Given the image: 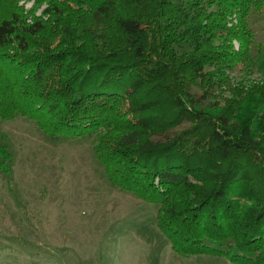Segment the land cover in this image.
I'll list each match as a JSON object with an SVG mask.
<instances>
[{
    "label": "trees",
    "instance_id": "obj_1",
    "mask_svg": "<svg viewBox=\"0 0 264 264\" xmlns=\"http://www.w3.org/2000/svg\"><path fill=\"white\" fill-rule=\"evenodd\" d=\"M18 1L0 0V118L34 120L55 141L96 135L95 154L107 181L158 206L156 225L177 255L264 264V80L236 99L241 87L224 77L229 97L209 109L188 88L207 75L205 67L242 63L237 54L201 52L178 68L167 54L174 35L194 45L191 52L203 51L204 39L219 31L240 40L227 17H238L243 26L257 0H46L52 10L42 18L24 15ZM68 1L87 8L91 21L60 30L68 49L57 55L61 84L51 91L43 81L54 54L45 55L39 38L50 25L43 18L63 22ZM213 7L211 22L195 23ZM260 60L264 65V56ZM209 84L210 91L219 81ZM170 105L175 109L166 110ZM183 124L187 128L178 130ZM12 163L7 134L0 132V174L7 180ZM252 175L262 182L261 207L238 212L227 190H241ZM244 216L251 225L241 233Z\"/></svg>",
    "mask_w": 264,
    "mask_h": 264
},
{
    "label": "rangeland",
    "instance_id": "obj_2",
    "mask_svg": "<svg viewBox=\"0 0 264 264\" xmlns=\"http://www.w3.org/2000/svg\"><path fill=\"white\" fill-rule=\"evenodd\" d=\"M52 3L56 5L58 1ZM17 5L29 18L32 12L42 18L48 7L52 10L46 0H20ZM62 9L66 12L63 22H52L49 15L43 18L50 25L43 38H39L40 44L47 45L45 55L54 54L52 68L43 81L51 91L61 84V76L56 72L60 64L57 55L68 49L65 44L68 38L59 35L60 30L72 23L74 27H89L91 21L87 8L68 1ZM211 11L215 8L195 23L211 22L213 17H208ZM244 18L243 26H239L236 16L226 20L227 27L237 25L240 40L226 36L225 30L219 31L221 35L215 32L204 39L203 51L191 52L194 45L175 35L169 39V64L176 68L190 55L197 57L201 52L213 58L216 52H228L230 56L232 52L242 61L236 62L234 68L225 63L205 67L202 73L207 75L200 76L199 84L194 82L188 88L189 96L209 109L218 99L229 97L227 81L231 87H241L234 92L237 99L245 88L251 91L254 84L264 80L261 69L264 65L260 64L264 56V0L249 6ZM85 51L95 58L93 52ZM151 58L155 60L154 56ZM215 67L222 68L215 70ZM72 70L75 68L69 71ZM211 73L215 75L212 77ZM210 81L219 84L209 91ZM71 85L76 88V84ZM174 109L172 105L166 108ZM185 127L187 124L177 129ZM0 132L7 134L13 153L11 178L7 180L0 174V264H233L224 256L182 257L174 253L167 236L156 225L158 206L121 192L107 181L104 166L95 154L96 135L55 141L34 120L24 117L0 118ZM252 176L241 184V190L226 189L228 195L237 199L238 212L245 207L250 210L261 207L262 182L257 175ZM243 219L248 224H243L241 233L251 225L246 216ZM231 243L227 240L226 245Z\"/></svg>",
    "mask_w": 264,
    "mask_h": 264
}]
</instances>
